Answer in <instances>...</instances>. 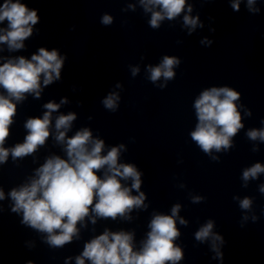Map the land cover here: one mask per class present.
<instances>
[{"label":"clouds","instance_id":"clouds-1","mask_svg":"<svg viewBox=\"0 0 264 264\" xmlns=\"http://www.w3.org/2000/svg\"><path fill=\"white\" fill-rule=\"evenodd\" d=\"M140 2L145 11L152 12L149 23L154 29L159 28L160 22L165 18L172 20L177 17L186 5V0ZM248 3L251 5L254 0H248ZM157 7L159 10H154ZM232 7L239 10V0ZM191 10V6H188V12ZM38 20L36 10L29 9L21 0H3L0 4V23L7 21V28H0V33H3L0 34V43H7L9 50L22 49L23 41L32 35V26ZM102 23L111 24L112 17L104 15ZM197 23L198 18L184 16L185 26L194 29ZM179 63L176 57L164 56L158 66L149 65V79L153 83L161 77L165 80L173 79V68ZM63 64L64 59L55 49L48 51L41 47L38 54L32 55L30 60L21 56L0 65V87L7 92L6 96L0 94V164L6 162L10 154L14 160L22 158L45 144L50 136L52 113L60 107L53 102L44 105L47 111L42 118H29L26 121L28 134L23 143L12 148L4 147L16 114V103L13 101H22L27 93H33L38 98L41 93V77L43 76L45 86L59 80ZM138 71V68H133V76ZM239 98L240 94L229 87H213L203 91L195 101L198 123L191 132V137L206 154L232 146V137L243 127L236 104ZM118 99L117 94L111 93L103 100V104L114 111ZM63 103H67V100H61V104ZM75 119V114L69 113L60 115L55 120V139L65 145L67 159L60 156L47 158L36 169V176L30 183L14 188L9 193L14 202L11 210L23 213V224L46 233V242L52 247H61L78 236L77 224L89 216L90 211L95 214L92 217L94 224L95 217L116 219L120 216L131 219L128 213L133 208L147 207L144 205L145 194L140 191L141 173L133 164L118 162L124 145L112 147L104 155V141L93 138L88 128L68 137L67 132ZM247 136L252 140L264 141V129L250 130ZM102 169L105 170L103 178L98 175ZM260 173H264V165L256 163L244 170L243 179L248 181ZM129 179L132 181L131 187L121 183V180ZM133 189L139 195H132ZM260 192L264 193V185L260 186ZM4 196L0 189V200ZM199 200V197L193 198V202ZM251 205L252 200L249 198L240 201L242 209L250 210ZM179 210L180 205L177 204L172 208L171 215H153L149 224L151 230L139 250H134L133 233L105 230L85 244L82 254L76 257V264H85L86 259L91 264H178L183 258L181 249L174 244L180 235L176 227ZM180 223L186 224V221L181 218ZM212 229L213 222L208 221L195 233V238L201 242L211 238L212 248L220 256L217 241H223Z\"/></svg>","mask_w":264,"mask_h":264}]
</instances>
